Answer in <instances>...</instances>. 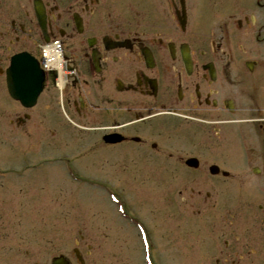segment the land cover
Here are the masks:
<instances>
[{
	"label": "flooded vegetation",
	"instance_id": "flooded-vegetation-1",
	"mask_svg": "<svg viewBox=\"0 0 264 264\" xmlns=\"http://www.w3.org/2000/svg\"><path fill=\"white\" fill-rule=\"evenodd\" d=\"M57 45L62 59L45 61L35 104L11 100V57L37 62ZM10 104L23 111L19 126L54 124L57 110L108 120L109 127L94 130L104 131L105 145L138 153L151 168L139 174L164 169L188 178L199 187L192 195L204 201L218 193L228 198L224 208L209 203L213 235L195 242L202 264H264V0H0L1 110ZM30 110L44 112L32 120ZM121 114L127 123L116 118ZM153 114L163 128L147 136L167 131L171 139L153 142L139 129ZM5 120L8 126V114ZM193 131L203 138H190ZM107 136L119 141L106 144ZM196 206L200 214L203 206ZM84 255L66 258L89 264Z\"/></svg>",
	"mask_w": 264,
	"mask_h": 264
},
{
	"label": "rangeland",
	"instance_id": "rangeland-1",
	"mask_svg": "<svg viewBox=\"0 0 264 264\" xmlns=\"http://www.w3.org/2000/svg\"><path fill=\"white\" fill-rule=\"evenodd\" d=\"M2 107L0 264H50L52 258L67 257L74 248L83 257L89 254V264H147L134 222L118 219L117 204L110 201V194L146 229L155 264L205 261L204 256L198 257L195 242H210L213 222H208L212 214L209 203L224 208L228 203L225 195L218 193L204 201V195H192L191 189L199 187L186 177L164 169L147 176L139 174L151 168L142 158L139 160L138 153L101 141L104 131L94 129L111 124L103 118L82 120L72 110H57L54 124L44 120L40 127L29 123L19 126L15 118L23 111L12 104L8 110ZM43 112L26 111L32 120ZM7 114L10 124L5 137ZM153 115L137 123L146 136L153 128H163L162 116ZM116 118L121 124L129 120L122 114ZM191 129H183L184 134ZM166 133L147 138L156 142L172 137ZM193 134L190 138H203L202 134ZM63 159L69 160L74 179L66 174ZM195 204L203 206L200 214ZM254 224L249 225L250 230L256 228ZM259 232L253 233L257 240L261 238ZM254 250L258 251L257 246Z\"/></svg>",
	"mask_w": 264,
	"mask_h": 264
},
{
	"label": "water",
	"instance_id": "water-1",
	"mask_svg": "<svg viewBox=\"0 0 264 264\" xmlns=\"http://www.w3.org/2000/svg\"><path fill=\"white\" fill-rule=\"evenodd\" d=\"M31 85H33L32 81H31L29 87H30ZM34 85H35V81H34ZM33 96H34V94L31 95L28 99L30 100ZM33 99H34V97H33ZM33 99H31V100H33ZM32 102H33V101H30V102L28 103V105H30ZM52 264H65V263H64V262H63V263L60 262V259H55V260L53 261Z\"/></svg>",
	"mask_w": 264,
	"mask_h": 264
},
{
	"label": "bare ground",
	"instance_id": "bare-ground-1",
	"mask_svg": "<svg viewBox=\"0 0 264 264\" xmlns=\"http://www.w3.org/2000/svg\"><path fill=\"white\" fill-rule=\"evenodd\" d=\"M54 50H55V47L53 48ZM50 53H54V51H51ZM52 57L50 56L49 58H48V60L49 59H51ZM54 62V61H53ZM52 63V62H51ZM59 67V72H60V74H63V70H62V68H61V65L60 66H58ZM66 74V73H65Z\"/></svg>",
	"mask_w": 264,
	"mask_h": 264
}]
</instances>
